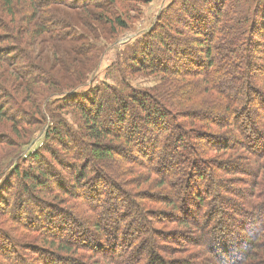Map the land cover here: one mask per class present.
<instances>
[{
	"label": "trees",
	"instance_id": "1",
	"mask_svg": "<svg viewBox=\"0 0 264 264\" xmlns=\"http://www.w3.org/2000/svg\"><path fill=\"white\" fill-rule=\"evenodd\" d=\"M81 1L82 11H79L81 14L76 19L60 11V5L66 6L63 1L0 0V66L6 64L13 70L0 74V132L10 135V139L13 138L21 146L30 145L37 137L42 140L40 148L27 154L21 168L16 166L6 175L2 169L1 176L4 177H0V189L14 176L19 179L22 190L28 194L29 202L35 201L38 217L41 216L40 226L51 222L55 228L54 232L48 230L53 233L52 236L41 234L42 240L37 242L46 245L45 252L50 249L61 254V257L58 256L59 262L86 264L92 257L87 255L89 251L90 254L94 253L98 261L122 264L118 262L122 255L117 254L128 246L125 242L127 239L119 235L122 234L119 225L123 221V213L119 210L122 203H111V214L106 213L105 208L101 214L103 218H100L101 215L98 218L95 212L100 209L99 201L92 197V204L85 201L87 208H79L80 203L70 200L66 191L62 193L56 178L59 176L53 172L56 164H60L65 167L61 172L67 176V181L78 187L87 178L100 177L93 160L99 158L101 169L108 172V155L121 154L122 149L118 146L120 142L141 135L132 149L136 152H149L145 163H129V168L117 164L116 170L110 171L118 185L125 187L124 197L130 203L131 217L137 216L136 220L140 223L138 228L133 223L126 225L131 233L127 227L125 235L138 238L137 250L143 252L145 242L153 240L146 235L153 236V232L159 230L148 228L150 223L146 216L153 213L157 215L149 206L161 205L166 209H174L177 214L176 198L180 202L181 214H191V220L176 215L179 220L175 221V226L177 229L181 227L184 233L179 231L174 239L185 240L186 246L181 250L183 252L176 249L164 252L158 246L149 250L148 254L145 253V257L130 256L125 260L126 264H264V0L173 1L161 12L151 31L144 39L138 40L135 49H132L131 54L137 56L129 57L132 62L128 68L131 70L133 66H139L138 72L156 74L163 78L157 88L143 95L141 92L124 93L123 90L108 87V94L99 93L102 92L100 89L97 91L96 103L88 91H75L76 87L84 86L86 81L72 85L68 74L63 82L56 81L50 73L44 75V86L55 88L48 96L53 93L66 94L64 98L70 100L74 98L73 95H77L75 98L87 102L85 106H73L72 113L78 123L82 124L81 128L75 129L63 115L57 114L61 111L59 106L49 101L43 105L48 89L45 88L39 98L33 95L29 81L21 75L24 70H21L20 60L28 58L41 62L38 63L40 66L43 64L53 68V57L44 55L41 48L37 49V45L44 44L40 40L43 36L59 35L61 42L57 49L67 55L74 50L77 53L73 63L76 64L78 76L70 73L71 79L84 80L94 70L97 44H93L90 37H82L77 27L81 25L88 29L91 20L97 19L94 12L98 13L99 22L106 33L108 31L110 37L117 36L119 32L128 29L131 0H70L67 3ZM44 9L48 10L50 16L62 14V17L58 21L42 24L47 17L44 13L40 14ZM177 24L188 26L187 33L198 35L200 40L186 43L187 39L179 37L182 36L181 32L171 38ZM62 30H68L63 37L60 36ZM80 41L86 43L79 46ZM62 44H67V47ZM156 44L159 45L156 53L161 49L169 56L180 53L182 58L192 57L189 63L195 58L193 52L198 53L202 48L201 54L205 60L196 58L197 62L190 64L193 68L184 67L182 72L161 63L151 66V54L155 51L153 45L155 47ZM57 55L60 53L56 50L53 56ZM85 55H91V59H84ZM64 59L68 62L67 57ZM176 77L189 80L183 95L178 94L181 91L177 90L176 85L168 84V79ZM229 91L235 92L234 95ZM42 97L46 98L44 102ZM39 99L41 104L38 103ZM126 122L127 127H124ZM163 122L168 127L159 131ZM138 125L144 132H137ZM147 125L152 130L157 128L159 132L149 131ZM214 128L221 132L214 134L211 132ZM168 129L173 133L172 145L163 141V134ZM88 152L91 157L85 161L84 155L88 157ZM21 154L22 151L16 157L19 158ZM69 154L73 160L71 166L64 160ZM90 163L96 171L88 169ZM241 174L250 177V182L242 181L239 189L225 184L230 179L227 177ZM177 175H180L177 178V195L171 197V194H166L170 197L162 199L165 194L146 193V189L171 190L170 181H174L172 177ZM107 182L112 188L107 193H117L116 199L123 196L119 193L118 185ZM53 186L55 189H47ZM132 196L139 203L133 204ZM21 202L23 198L19 197L18 203ZM44 207L47 208L42 218ZM73 208L76 214L72 212ZM244 208L249 211H244ZM195 209L196 212L193 211ZM86 212V218L91 219L82 221L80 218L83 219ZM60 215L62 217L57 223L56 218ZM108 219L109 222H106ZM200 219H204L202 225H199ZM70 221L76 225L70 224ZM72 225L74 227L71 230ZM130 227H134V230ZM77 230L87 233L81 245L75 243ZM193 233L197 236H192ZM29 244L14 242L9 232L0 230V263L37 264L38 259L30 252L44 254L43 249L39 246L30 247ZM129 244L133 248L136 241ZM12 246L16 247L15 250L11 249ZM107 248H111V252ZM184 250L188 256L177 259L176 256L185 254ZM79 251L83 252L80 258L75 257ZM212 256L216 261L212 260ZM40 262L50 264L47 259H40Z\"/></svg>",
	"mask_w": 264,
	"mask_h": 264
},
{
	"label": "rangeland",
	"instance_id": "2",
	"mask_svg": "<svg viewBox=\"0 0 264 264\" xmlns=\"http://www.w3.org/2000/svg\"><path fill=\"white\" fill-rule=\"evenodd\" d=\"M50 1V0H48ZM60 1L64 4H66V6H62L60 5L59 9L60 11H65V13H67L68 16H70L71 18H76L77 16H79L81 13V3H83L82 1L80 3L78 2H69L70 0H57ZM80 1V0H79ZM143 1L145 3H143ZM173 1L175 0H131V2L129 3L130 8H131V12L129 13V18L130 20L127 22V27L128 29L126 31H122L119 32V34L117 36H113L110 37L109 32L104 29L103 25H101V22H99L98 19V13H94L96 15V20H91V23L89 24L88 29L85 28V26H81L79 25L77 28L78 31H80V35L82 37L85 38L86 37H90V41L93 44H97V50L96 53L97 57L96 59L93 61L94 62V70L87 74L85 79L80 81V80H74L71 79V74H73L75 77L78 76L77 70L75 68L76 64L73 63L74 58L77 57V53L73 48V52L72 54L67 55V53L60 51L57 49V47L60 45V37L59 35H54V36H43L40 40L41 42H43L44 44H42L41 46H39L40 44L37 45V49L38 47L41 48L44 52V55H50L53 57L52 59V64H53V68L52 66L50 67H45L38 65V63L41 62H37V61H33V60H28V58L26 59H22L21 61V70H24L21 72L22 77L25 80L29 81L30 84V88L33 91V95H35L37 98H39L40 93L45 91V88L48 89L47 92V96L42 97V101L44 100V104L49 101L51 103H53L54 106H59L61 108L60 112H57V114L59 115H63V117H65V119L73 126V128H81L82 124L78 123V121L76 120V116H74V114L72 113V110H74V105L77 106H85L87 105V102L85 101H81L80 98H75V96L77 95H73V99L67 100V98L65 99L64 96L66 94H57V93H53L50 96H48V94H50L51 92L55 91L54 87H46L44 86V82L46 81V79L43 77L44 75H49V73L51 75H53L54 79L58 82H63L68 74V80L72 82V85H74L75 82H83L86 81L87 83L84 86H79L76 87L77 90L76 93H85L86 91H88L89 95H92L91 97H93V99L96 102V95H97V91L100 89L102 92L99 93H103L104 94H108L106 92H108V87L110 88H115L118 90H123L124 93L126 92H135V93H142L145 94L147 91H151L154 88H157L159 84H161L162 81V77L160 78V76L156 75V74H151V73H145L142 74L140 72H138V67L139 66H133L132 70L130 68H128V65L132 62L129 61V57L131 56H137L136 54H131L132 49L134 50L136 44L139 42L138 40H142L145 38V36L151 31V29L153 28V26L155 25L156 21L158 20L159 15L161 14V12L170 4L173 3ZM78 9L75 11V9ZM80 11V12H79ZM44 13V14H43ZM48 13V10H43L40 11V14L43 15H47V17L43 20L42 24H47V22H52V21H58L60 17H62V14H57V16H50ZM80 13V14H79ZM188 26L184 27L181 24H177L176 28H175V33L171 36V38H175V36L177 35V32H181L182 36L179 35V37H183L185 39H187L186 43H192L191 41L193 40H200L199 36L195 35L192 36L191 34H188ZM92 30L94 32H92ZM105 30V33H104ZM68 30H62L61 31V37H63V34L67 33ZM56 32H53V34ZM44 37H46V39L44 40ZM51 37H55L56 39H53ZM115 37V38H114ZM179 39V38H177ZM39 41V40H38ZM150 41V40H149ZM169 42V39L167 40ZM152 44L153 42L150 41ZM58 43V44H57ZM86 43L85 42H78V45H84ZM171 43V42H169ZM69 44V43H67ZM67 44H62L63 47H67ZM195 44L193 43V46ZM158 44H156V46L154 47L153 45V50L154 54H151V58H153V62H151V66L152 65H159L160 63L170 67L171 69H175V70H180L177 72H182L184 67L189 69L191 66V63H196L197 59H200L201 61H203L204 55L201 54L202 48L201 50L197 53V52H193L195 56V58L192 60L191 63H189V59H192V57L190 58H182V54L177 53L176 55H174V53H172V55H167L166 53H164V51L161 49L159 53H156V51L158 50ZM77 47V46H75ZM1 48V47H0ZM33 48L35 49V44L33 45ZM69 50H71L70 46L68 48ZM195 49V48H193ZM56 50L60 53V55H57V57L53 56V52L55 53ZM177 51V50H176ZM28 55L30 56V58H33L30 52H27ZM92 55V54H91ZM91 55L87 56L85 55L86 60L91 59ZM67 57L68 62H66V60L64 58ZM132 57V58H133ZM149 56H146V58H148ZM16 58V56H15ZM61 58V60H60ZM197 58V59H196ZM34 59V58H33ZM60 60V61H59ZM86 63V62H85ZM84 63V64H85ZM202 63V62H201ZM200 63V64H201ZM92 64V63H91ZM91 64L89 65V67L87 69L90 68ZM199 64V65H200ZM83 66V65H82ZM161 66V65H160ZM193 67H191L192 69ZM46 69V70H45ZM53 70V71H52ZM8 71H13L11 69H9V66H7L6 64H1L0 66V74L2 75L4 72H8ZM134 71V72H133ZM71 73V74H70ZM13 75V74H12ZM15 77V75H13ZM47 78V76H46ZM51 78V76H50ZM178 78V79H177ZM16 79V78H15ZM53 80V79H52ZM169 82L168 84L171 85H176V88L178 91L179 95H183L185 92H183L185 90V86L186 83L189 82V80L185 79H181V77H176V78H171L168 79ZM173 81H176L178 84H175ZM201 86L203 88V83H201ZM75 91H72V93H74ZM230 94L234 95L235 92H231L229 91ZM207 95V94H206ZM78 96H82V95H78ZM38 100V99H37ZM38 103L41 104V101L39 99ZM98 103V102H96ZM102 104V103H100ZM50 108H52L50 106ZM127 118V115H126ZM128 118L125 120L127 121ZM48 122V121H47ZM34 127V126H33ZM124 127H127V122L124 124ZM168 126L166 125L165 122H163V125L160 127V129H158L159 131H163L165 128H167ZM220 127V126H219ZM150 130H152V127L150 125H147V127ZM218 128V127H217ZM157 128L152 130L154 132H156ZM157 130V132H159ZM137 132L141 133L144 132V129H141L140 126H137ZM214 134L216 133H220L221 131L219 129H212V131ZM0 134L2 136H0V177L1 179H3L4 175L8 174V172H10V170L14 169L16 166H18L19 168H21L22 166V162L24 161V159L27 157V154L29 152H32L34 149H38L40 148V145H42V140L40 139V137L35 138V140L30 144V145H23L22 146L17 143L14 142L13 138L10 139V135H8L7 133H2L0 132ZM141 135H138L137 137L134 138H130V140H126L122 141V142H118V146H120V148L122 150L121 154L117 155H108L107 160V169L108 172H104L101 169V160L98 158L96 160H93L92 163L96 164V168H98V178H93V179H85V181L82 182V184L78 187L74 186L73 182H68L67 181V176L63 175L61 172V169H65V167H61L60 164H56L55 170H54V174L59 176L56 177L59 180V184L62 187L61 191L63 193V191H66V194L68 195V197L70 198V200H72L74 203H80L81 205H79V208H82L83 206H85L87 208V202H89L90 204H92L93 202L91 201V198H96L99 201V207L100 209H98L95 213L97 215V217L99 218L101 214L104 213L105 208H107V212L111 214L110 212V208H112L113 206H109L111 203H122V207H120V212L123 213V221H121L119 223L120 225V232H122V234H118L123 237V239H127L125 240V242H127L128 246H125V250L119 252L117 255H122V257L119 258L118 262L122 263V264H126L127 262L125 260H127L130 256L134 257H145L146 254H148V251L151 249H154L155 247H162L161 251H167L169 250V252H171V249H176V250H183L184 247L186 246L185 240H181V239H174L175 236H178V232L181 231L184 233V231L182 229H180L181 227H179L178 229L176 228L177 226L175 221L179 220L176 215L178 216H185L187 218H191L190 215H182L183 213L180 211L179 209V205L180 202L177 200H175V205L176 208L175 210H178L179 213H174V209H170V208H165L164 206L161 205H151L149 207H151L152 211L156 212L157 215L155 213L146 216L147 222L149 221L150 225L148 226V228H152L154 231L158 230V232H153V236L151 234H147L149 236L146 235V237H152L153 240L148 239L145 242V247H144V251L143 252H138L137 248H138V243H139V239L138 238H134L133 236H126L125 232H126V228L128 226L129 223H133L138 226H140V223L138 221V219L136 220L135 216L134 218L131 217L132 213L131 210L129 209V201L124 197V193H126L125 187H122L120 185H118L119 183L117 182V180L115 179L116 177L113 175H110V171H115L117 168V164H123L125 165L126 168L131 167L129 163H133L134 162H141L143 161V163H145V159H147L148 157V151L147 152H136L135 149H132L133 147H135V141L137 139L140 138ZM42 137V136H41ZM148 137V136H147ZM16 140V139H15ZM174 140L173 138V133L171 132V130L168 129V131L166 132V134H163V141H168L170 143V145H172V141ZM130 144H129V143ZM117 143V142H115ZM39 145V147H37ZM84 145V144H83ZM168 145V143H167ZM64 149V148H62ZM22 151V154L20 155L19 158L16 157V155ZM58 150H57V154H58ZM72 152V151H71ZM93 154V152H92ZM91 154V155H92ZM68 157H65V161L66 164L71 166L72 163V158L71 155H67ZM94 156V155H93ZM84 159L85 161H88L90 159L91 156H89V152H88V157L87 154L86 156L84 155ZM15 159V160H14ZM96 161V163H95ZM52 161H50L51 163ZM90 163L89 166L87 165V167H89L88 169H90L91 171H93V169L96 171L94 165ZM17 164V165H16ZM141 166L142 164L139 163ZM54 166V164H53ZM53 166H51L50 168L52 169ZM3 169V171H2ZM7 169V170H6ZM6 170V171H5ZM1 171L2 173H5L4 175L1 176ZM100 172V174H99ZM102 173V174H101ZM242 175V174H241ZM241 175H231L230 178L227 181H225V184L229 187H232L234 189H239L240 186H242L241 182L243 181H249L250 182V177L248 176H241ZM128 178L130 179V176H128ZM174 178V181L177 180V178H180V175H177ZM226 178V177H225ZM50 181L52 180V178L49 179ZM107 181H111L112 183L118 185L117 188H119V193L120 195H123L119 198H115V192H108V189H112L111 185L109 182ZM174 181H170L171 183V190L169 189H164V190H160V189H156L155 191L151 190V189H146V193L149 194H165V196L162 197V199H164L166 196V194H171L170 196L173 197V194L177 195L178 192V188H179V181L177 180L176 182ZM57 185V184H56ZM143 187H147V186H143ZM4 189L3 191L5 192H0V230H6L7 232H9V234L11 235V239L14 242H27L30 243L29 245L32 246H39L43 249V253L44 254H40L38 253L37 255L34 253V251H32V249L30 248V254L38 259V262H36L37 264H43V263H39V260L42 259V261H44V259H47V262L50 264H63V262H59L58 259L61 254H58V252H54L50 249H48L46 252L45 250L46 245H42L41 243H38L37 241H41L42 240V235H48V236H52L51 232H49L48 230H51L52 232L55 231V228L53 226V224L51 222H48V224H44L42 226H40V217H38V208H35L36 205L34 206V202H29L28 199V194L22 190L21 184L19 182V179L16 178V176H14L12 179H10L9 181L7 180L4 188H1L0 190ZM49 191H51L52 189H55V186L51 187L50 189L47 188ZM127 189V188H126ZM34 190V188L32 189V191ZM246 190V189H245ZM30 191V193L32 192ZM128 191V189H127ZM130 191V190H129ZM131 192V191H130ZM34 195L37 194L36 191L33 192ZM168 196V197H170ZM19 197L23 198V202L18 203L19 202ZM68 199V198H65ZM235 201V200H234ZM131 202H133V204H135L136 202L139 203L138 201H136V199H131ZM14 203L16 205V207H14ZM124 205V207H123ZM150 205V204H149ZM209 205V203H208ZM40 206V205H38ZM43 206V205H41ZM73 207V206H72ZM47 207H44L42 211V218L45 217V209ZM54 209V208H53ZM78 209V208H77ZM74 211H72L73 213L76 214L75 209L73 208ZM248 210L244 208V211ZM128 212L129 214H124L126 212ZM196 212V209L193 210ZM249 211V210H248ZM80 212V211H79ZM231 212V210H230ZM182 213V214H181ZM35 214V215H34ZM231 214V213H230ZM229 214V215H230ZM129 215V216H126ZM154 216V217H153ZM62 216H57L56 218V222L58 223L59 219ZM82 218H80L82 221L84 219H91V218H86L87 216V212L84 214V216H82ZM97 218V219H98ZM100 218H103V216L101 215ZM202 218V216H201ZM125 219V220H124ZM155 219V220H154ZM154 220V221H153ZM191 220V219H190ZM90 221V220H89ZM109 222V219L106 221ZM177 222V221H176ZM204 222V219H200L199 221V225H202ZM74 224L76 225L74 222L70 221V224ZM156 223H160L158 225L155 226ZM167 223V224H166ZM91 225V224H90ZM83 226H87L89 227V225L87 224H83ZM73 225L71 230L73 229ZM136 227V226H135ZM211 226H209L208 228H210ZM132 230H134V227H130ZM128 232L131 233L129 231V227L127 228ZM45 231V233H44ZM89 233V231H87ZM187 233V232H186ZM42 234V235H41ZM85 233H80V231L77 230V241L75 242L77 245H81L84 240L86 239ZM82 236L81 238H79V236ZM196 235L197 234H192ZM118 236V235H117ZM138 236V235H137ZM85 238V239H84ZM136 241V245L132 248V244H129L130 242ZM88 243V240H87ZM154 243V244H153ZM131 247V248H130ZM16 247L12 246L11 249L15 250ZM108 249V248H107ZM111 248L108 249L109 252ZM88 251V250H86ZM185 251V250H184ZM1 252V250H0ZM183 252V251H181ZM81 253H83L82 251L77 252V255H75V257L80 258ZM85 253V251H84ZM146 253V254H145ZM176 253V251H175ZM174 253V254H175ZM173 254V255H174ZM87 255H90L92 257L90 261H88L86 264H108L105 261H98L97 257L93 254H90L89 251L87 252ZM187 255L186 251L185 254H181L176 256V258L178 259V257H183ZM20 256V255H19ZM188 256V255H187ZM61 257V256H60ZM115 259L117 260V257H115ZM189 259V258H188ZM97 260V261H96ZM212 260L216 261V258L214 256H212ZM94 261V262H93ZM117 263V261H116ZM2 264V263H0ZM198 264V262L196 263Z\"/></svg>",
	"mask_w": 264,
	"mask_h": 264
}]
</instances>
